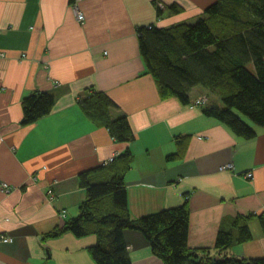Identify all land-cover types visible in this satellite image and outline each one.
Wrapping results in <instances>:
<instances>
[{
    "label": "crops",
    "instance_id": "obj_1",
    "mask_svg": "<svg viewBox=\"0 0 264 264\" xmlns=\"http://www.w3.org/2000/svg\"><path fill=\"white\" fill-rule=\"evenodd\" d=\"M73 1L0 0V264H95V235H50L78 216L81 174L108 181L106 168L125 151L133 157L124 174L131 219L187 203L190 250L220 259L216 236L229 231L227 255L264 259V130L252 126L256 137L244 140L205 117L192 103L217 98L199 86L189 104L160 97L140 53L138 28L205 18L217 0H79L81 24ZM35 92L52 94L54 107L21 125L22 101ZM92 92L114 103L112 119H128L132 142L115 141L84 115L78 101ZM176 137L188 138L187 149L168 161ZM245 218L251 239L239 243L234 224ZM124 238L132 264H163L140 231L125 230Z\"/></svg>",
    "mask_w": 264,
    "mask_h": 264
},
{
    "label": "trees",
    "instance_id": "obj_2",
    "mask_svg": "<svg viewBox=\"0 0 264 264\" xmlns=\"http://www.w3.org/2000/svg\"><path fill=\"white\" fill-rule=\"evenodd\" d=\"M170 12H178L174 6ZM158 16L161 11L157 10ZM141 56L149 74L154 78L162 98H177L189 104L194 87H202L217 98L207 103L201 98L205 117L227 126L237 137L252 140L256 131L264 130V0H217L205 11V18L194 23H180L170 28L151 24L137 31ZM252 66L250 69L249 66ZM52 94L35 92L22 101L21 125H31L47 116L53 109ZM78 104L84 115L95 125L106 128L117 142L129 143L134 133L126 117L112 119L110 109L114 103L104 93L92 92L80 98ZM178 150L168 161L183 157L188 138L176 137ZM133 157L125 151L106 169L111 178L106 182L91 183L89 172L80 176V186L86 198L79 207L78 216L67 222L61 230L76 237L96 236V244L89 248L95 264H132L124 238L125 230L140 231L148 241L152 253L163 264H264V259H240L229 256L232 234L219 231L216 250L220 259L200 256L208 250L196 252L187 246L189 207L187 203L168 210L133 220L129 216L124 174ZM238 221L239 243L251 239L250 231ZM264 231V218H259ZM225 253V255H224Z\"/></svg>",
    "mask_w": 264,
    "mask_h": 264
},
{
    "label": "built area",
    "instance_id": "obj_3",
    "mask_svg": "<svg viewBox=\"0 0 264 264\" xmlns=\"http://www.w3.org/2000/svg\"><path fill=\"white\" fill-rule=\"evenodd\" d=\"M71 11H72V13L74 14L75 18L77 19V21H79V22L83 21L84 16H83V14L79 11V9H78V7H77L76 5H74V6L71 7ZM201 101L203 102V101H205V100L200 99V100L196 101L195 103H196L197 105H201V103H202ZM202 104H203V103H202ZM231 168H232L231 165H227V166H224L222 169H223V170H224V169L229 170V169H231ZM246 177H247V178H250V177H251V173H248V174L246 175ZM1 188H2V190H3L4 192H6V193H7V192H10V188H9L6 184L2 185ZM8 241H10V239H4V242H8Z\"/></svg>",
    "mask_w": 264,
    "mask_h": 264
},
{
    "label": "rangeland",
    "instance_id": "obj_4",
    "mask_svg": "<svg viewBox=\"0 0 264 264\" xmlns=\"http://www.w3.org/2000/svg\"><path fill=\"white\" fill-rule=\"evenodd\" d=\"M78 1L79 0H74L73 1V3H71L70 4V9H71V7L72 6H74V5H76L77 7H78V9H79V11L81 12V10H80V8H79V5H78ZM165 9H167V7L165 8ZM72 12V11H71ZM82 13V12H81ZM73 14V13H72ZM83 14V13H82ZM74 15V14H73ZM84 16V15H83ZM75 17V16H74ZM76 21H77V19H76ZM196 20H194V21H192V22H190V21H185V20H182V21H180V23H188V24H192V23H194ZM77 22H79V21H77ZM80 24L81 23H84V19H83V21H81V22H79ZM179 23V22H178ZM249 68L251 69L252 68V66L250 65L249 66ZM247 178V177H246ZM250 178H252V174H251V177Z\"/></svg>",
    "mask_w": 264,
    "mask_h": 264
}]
</instances>
